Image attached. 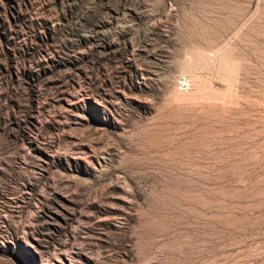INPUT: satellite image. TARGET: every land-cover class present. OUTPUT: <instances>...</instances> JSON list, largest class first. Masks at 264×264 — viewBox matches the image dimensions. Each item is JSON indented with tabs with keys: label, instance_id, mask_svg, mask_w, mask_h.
<instances>
[{
	"label": "rangeland",
	"instance_id": "374dc122",
	"mask_svg": "<svg viewBox=\"0 0 264 264\" xmlns=\"http://www.w3.org/2000/svg\"><path fill=\"white\" fill-rule=\"evenodd\" d=\"M0 264H264V0H0Z\"/></svg>",
	"mask_w": 264,
	"mask_h": 264
},
{
	"label": "built area",
	"instance_id": "2783aa9c",
	"mask_svg": "<svg viewBox=\"0 0 264 264\" xmlns=\"http://www.w3.org/2000/svg\"><path fill=\"white\" fill-rule=\"evenodd\" d=\"M178 89L182 92L192 91L195 87V82L190 77H181L177 83Z\"/></svg>",
	"mask_w": 264,
	"mask_h": 264
},
{
	"label": "bare ground",
	"instance_id": "6f19581e",
	"mask_svg": "<svg viewBox=\"0 0 264 264\" xmlns=\"http://www.w3.org/2000/svg\"><path fill=\"white\" fill-rule=\"evenodd\" d=\"M242 140V139H241ZM263 153V152H262ZM226 163V162H225ZM253 169V168H252Z\"/></svg>",
	"mask_w": 264,
	"mask_h": 264
}]
</instances>
